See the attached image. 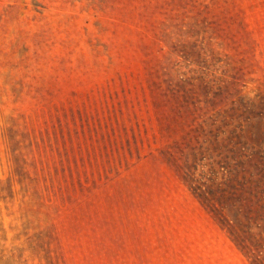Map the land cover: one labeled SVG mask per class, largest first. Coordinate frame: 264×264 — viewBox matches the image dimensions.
Wrapping results in <instances>:
<instances>
[{"label": "rangeland", "instance_id": "374dc122", "mask_svg": "<svg viewBox=\"0 0 264 264\" xmlns=\"http://www.w3.org/2000/svg\"><path fill=\"white\" fill-rule=\"evenodd\" d=\"M264 0H0V264H264Z\"/></svg>", "mask_w": 264, "mask_h": 264}, {"label": "trees", "instance_id": "16d2710c", "mask_svg": "<svg viewBox=\"0 0 264 264\" xmlns=\"http://www.w3.org/2000/svg\"><path fill=\"white\" fill-rule=\"evenodd\" d=\"M260 99H261V101H263L264 100V95L260 96Z\"/></svg>", "mask_w": 264, "mask_h": 264}]
</instances>
